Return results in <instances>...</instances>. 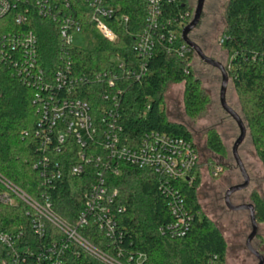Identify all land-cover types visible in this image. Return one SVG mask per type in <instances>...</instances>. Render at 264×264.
Wrapping results in <instances>:
<instances>
[{"label":"trees","instance_id":"16d2710c","mask_svg":"<svg viewBox=\"0 0 264 264\" xmlns=\"http://www.w3.org/2000/svg\"><path fill=\"white\" fill-rule=\"evenodd\" d=\"M68 2L90 34L91 43L87 48L64 46L60 22L41 16L37 0H12L11 11L0 17V193L5 190L1 180H6L37 200L49 196L55 213L74 224L82 208L83 194L93 181V173L90 170L81 177L73 176L71 167L75 164V155L63 154L58 156L62 179L54 187H41L39 171L34 168L41 158L36 137L40 108L38 94L47 98L48 92L42 90L43 84L24 82L20 78L18 73L24 72L23 53L13 51L8 44L3 45L2 40L33 32L38 40L37 65L50 75V79L69 61L76 75L115 70L116 57L135 67L139 65V58L131 33L137 34L144 28L146 0L121 1V12L131 19L127 24L123 21L116 24L119 36L116 43L109 42L97 31L91 20L93 11L86 0ZM51 3L58 6L57 11L66 6L65 0H51ZM165 9V20L170 18L176 26L179 22L190 23L194 13L190 0L173 1ZM19 15L26 16V21L18 24L16 18ZM178 43L182 44L183 40L179 39ZM222 47L231 53L230 75L250 138L264 166V0L227 1ZM195 54L192 50L182 58L160 44L148 64L146 77L141 81L122 79L117 83L123 90L120 111L127 135L140 137L146 132L158 131L194 141L186 126L168 118L165 90L170 84L184 83V111L191 119L198 118L206 110L210 100L193 70ZM109 88L107 84L84 82L76 86L70 97L88 102L96 112L106 105L104 95L106 91L111 92ZM57 95L69 97L65 90L57 91ZM147 104H150V110L145 116L140 115ZM205 146L215 155L227 153L214 128L207 131ZM195 173L193 184L172 183V188L179 191L183 200L182 213L186 218L185 227L179 230L173 227L176 218L171 213L170 197L161 190L159 177L153 171L130 167L114 178L119 205L127 208L121 216V226L126 232L121 250L124 255L144 256L133 264H226V238L218 225L202 212L198 198L200 168ZM251 199L258 223L264 224V195L253 193ZM27 211L28 207L23 204L2 205L0 226L4 229L23 226L27 236L23 245L37 249L38 245L51 240L48 235L41 240L34 234ZM87 229L91 232L85 234L92 244L117 254L118 251L110 249L108 240L95 227ZM48 230L55 231L51 226ZM55 235L61 236L59 232ZM11 261V252L0 243V264ZM65 264L104 263L81 251L80 255L69 252Z\"/></svg>","mask_w":264,"mask_h":264},{"label":"built area","instance_id":"2783aa9c","mask_svg":"<svg viewBox=\"0 0 264 264\" xmlns=\"http://www.w3.org/2000/svg\"><path fill=\"white\" fill-rule=\"evenodd\" d=\"M86 1L93 11L91 20L97 31L109 42H118L116 24L120 21L127 24L131 19L121 12L122 0ZM173 1L176 0H146L144 28L137 34L131 33L135 37L134 50L139 58V65L135 67L116 57L115 70L76 75L69 61L50 79V75L37 65L38 40L33 32L2 40L3 45L8 44L13 51L23 53L21 63L24 72L18 73L20 78L24 82L43 84L42 90L48 92L47 98L38 94L40 108L36 137L41 158L34 168L39 171L41 187H54L62 179L58 156L63 154L75 155V164L71 167L73 176L81 177L90 170L93 173V181L83 194L82 208L74 224L55 213L49 196L37 200L14 183L1 180L5 190L0 193V210L2 205H25L34 234L41 240L48 235L51 240L34 249L23 245L27 240L23 226L12 229L0 226V243L11 252L10 264H65L69 252L80 255L81 251L104 264H133L144 258L142 255H124L121 250L126 239L121 216L127 208L119 205V191L114 188V178L120 177L125 168L153 171L159 177L161 190L170 197L171 213L176 218L174 229L185 227L183 200L179 191L172 188V183H194L195 172L201 162L197 145L192 140L158 131L146 132L140 137L127 135L120 111L123 90L117 86L122 79L141 81L146 77L148 64L160 44L182 58L193 50L184 41L178 43L179 39L183 40L182 31L189 23L179 22L176 26L170 18L165 20V7ZM65 3V8L57 11L58 6L55 7L51 0H37L41 16L60 22L64 46L78 47L74 43L77 35H85L90 45L91 37L83 26V20L73 13L68 0ZM12 7V0H0V17L8 14ZM24 21V15L16 18L18 24ZM84 82L110 86L111 92L106 91L104 95L106 105L100 111H92L88 102L70 97L76 86ZM63 90L69 97L57 95V91ZM150 108L147 104L138 112L145 116ZM220 171L215 170L213 175L218 176ZM49 226L55 231H49ZM89 226L95 227L108 240L110 249L118 251L117 254L92 244L85 234L91 232L87 229ZM58 232L59 238L55 235Z\"/></svg>","mask_w":264,"mask_h":264},{"label":"rangeland","instance_id":"374dc122","mask_svg":"<svg viewBox=\"0 0 264 264\" xmlns=\"http://www.w3.org/2000/svg\"><path fill=\"white\" fill-rule=\"evenodd\" d=\"M190 1L195 13L198 0ZM227 1L206 0L201 20L191 32L190 38L207 56L225 66L230 76L227 102L242 116L240 100L230 75L231 53L222 47ZM74 43L80 48H87L89 45L85 35L75 36ZM193 70L200 79L201 87L210 103L198 118L191 119L184 111V83L170 84L165 90L167 116L170 121L187 127L199 150L201 185L198 189V198L202 212L218 225L226 238L228 244L226 264H258L259 260L246 246L252 232L250 213L233 212L225 204L226 192L231 187L244 183V179L233 156V146L240 136V130L236 121L223 109L220 102L222 74L217 68L206 64L197 54L193 59ZM211 128L216 129L220 134L227 149L225 156L215 155L207 150L206 133ZM239 154L251 182L246 190L232 196V202L234 205L253 204L251 199L253 193L264 195V166L256 153L249 131L239 148ZM218 169H221L220 173L214 176L213 172ZM252 244L264 256V224H259L258 236Z\"/></svg>","mask_w":264,"mask_h":264},{"label":"water","instance_id":"95a60500","mask_svg":"<svg viewBox=\"0 0 264 264\" xmlns=\"http://www.w3.org/2000/svg\"><path fill=\"white\" fill-rule=\"evenodd\" d=\"M205 1L206 0H198L197 7L194 13V18L183 29L182 39L189 47H191L195 51V53L201 58V60H203L206 64L211 65L214 68H217L222 74L220 102H221V106L223 107V109L236 121L239 127V130H240V136L233 146V156L235 158L237 166L239 167L240 172L244 179V183L233 186L226 192L225 204L227 208L233 212L248 211L250 213L252 232L247 239L246 246H247V249L254 256L257 257V259L259 260L258 264H264V256L260 252H258L253 247V244H252L254 239L258 236V233H259V223L257 221V213H256L255 206L253 204L234 205L232 202V196L235 193L246 190L249 187L250 182H251L250 176L239 154V148L247 137L248 128L242 116L232 107H230V105L227 102V91H228V86L230 82V76H229L227 69L221 62L207 56L205 52L202 50V48L196 42L192 41V39L190 38L191 32L198 26L201 20Z\"/></svg>","mask_w":264,"mask_h":264}]
</instances>
